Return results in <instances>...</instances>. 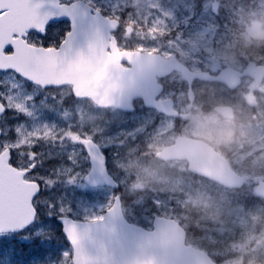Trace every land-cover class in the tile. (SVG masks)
Masks as SVG:
<instances>
[{
  "label": "snow or ice",
  "instance_id": "6c2138e0",
  "mask_svg": "<svg viewBox=\"0 0 264 264\" xmlns=\"http://www.w3.org/2000/svg\"><path fill=\"white\" fill-rule=\"evenodd\" d=\"M112 2L0 0V264H87L88 225L80 230L68 194L97 173L111 177L119 153L114 136L75 130L65 85L50 78L91 55V37L83 31L78 46V30ZM61 237L69 248L57 256Z\"/></svg>",
  "mask_w": 264,
  "mask_h": 264
},
{
  "label": "rangeland",
  "instance_id": "374dc122",
  "mask_svg": "<svg viewBox=\"0 0 264 264\" xmlns=\"http://www.w3.org/2000/svg\"><path fill=\"white\" fill-rule=\"evenodd\" d=\"M215 4L216 0H205L206 8L203 9L205 14L196 13V5L194 6L192 0H113L111 7L117 9L133 5L135 10L134 17L145 22L150 29V35L153 34L155 37L158 31H162V34H165L167 30H170L171 26L182 24L186 28L183 30V33H178V36H182V40L190 43L195 48H201L203 46L209 48L217 44L220 46L222 43L224 45H230L232 43L229 38L222 40V37H218L219 35L215 34H208L205 38V29H218L204 22L208 15L212 14L211 6ZM192 19H195V21H191L192 23H190ZM202 22L204 24H201ZM199 24L202 26L198 27ZM244 25H246V29L256 34H262L259 29L263 28H258L257 25L254 26L248 22ZM220 35L224 37L227 36V33ZM228 36L233 37L234 43L236 34L231 32ZM241 36H243L246 42L251 40L250 34L246 32L242 33ZM212 40H216L217 43L215 44ZM174 43L176 47L183 48L179 42L175 41ZM253 95L255 94L250 93L248 96L254 97ZM52 118L55 119V117ZM85 120L94 132L100 133L104 137L114 136V142L120 139L121 136L126 135L127 132L134 130L137 126V115L135 114L129 116L123 114L118 115L117 113L106 115L105 113L90 110L87 111ZM261 129L262 127L259 125L245 123L240 128L239 136L237 137L234 130L230 133V131L224 130L223 128H216V138L219 142L226 144L237 143L234 147L238 148L235 158L247 174L251 171L248 172L244 167H251L253 169L261 167L259 169L264 170V131ZM165 142L166 138L163 139L162 136H158L152 141L155 149L164 145ZM184 168L185 166L183 164L173 162L167 165L166 171H163L160 168L153 167L152 164H145L141 166L142 171L140 172L139 179L129 189L132 190L134 187H145L147 185H156L164 189H171L173 196L179 200L180 207L188 205L197 208L203 215L216 219L221 224H224L220 230L211 233V235L215 236L214 238L206 237L205 239L207 241H215L222 236L226 239V242L221 245L226 249L232 248L230 250L233 252L244 251L243 245H251L253 243L252 245L254 246H251L246 258L241 257L230 260L232 262L231 264H253L255 256L257 255V248L255 246L264 245V228L257 221L259 212L253 211L257 206L255 208L248 206L247 208H251L252 210L251 213H248L249 211L244 209L246 205H243V203L235 201L234 206L230 207L227 205V198L223 201L216 200L208 190L195 186V181L190 182L187 178H184ZM253 172L256 173V171ZM261 183L264 184V174H256V177L253 179V189L251 190H256L257 194L264 196V186L258 185ZM78 187L85 188L88 185L84 182L78 185ZM111 194L106 189L104 192V195H106L105 199H108ZM68 195L70 200L75 201L72 206L76 214L90 216L93 213V205L91 203L82 201L73 194ZM248 195L250 196L249 193ZM156 201L160 203L159 200ZM227 228L228 231L225 232ZM221 245H218L217 248L222 247Z\"/></svg>",
  "mask_w": 264,
  "mask_h": 264
},
{
  "label": "water",
  "instance_id": "95a60500",
  "mask_svg": "<svg viewBox=\"0 0 264 264\" xmlns=\"http://www.w3.org/2000/svg\"><path fill=\"white\" fill-rule=\"evenodd\" d=\"M193 144L190 143L189 146ZM202 148H200L201 150ZM173 155L179 156L178 152L173 153V149L169 150ZM187 155V153H185ZM206 154V152H204ZM193 157V155L190 153ZM208 160L205 161V165L213 161V158L207 156ZM192 168L195 170H203L200 166V162L192 161ZM209 174L212 177L222 180L227 184H240V179L236 178L232 175V172H229L226 168L225 164L222 162H216L215 167H209ZM202 172V171H201ZM205 172V171H203ZM206 173V172H205ZM161 230L173 231L178 229L175 224L168 220H162L160 224ZM107 230L102 227H98L93 229L92 233L88 237V245L85 247L87 255L83 257V259L87 262V264H109L108 262H104L102 256L107 252L111 251V247L113 246L110 242V238L106 235ZM162 234V233H161ZM159 235L150 236L151 240H155ZM161 247H165L163 235H160V239L158 240ZM143 245V246H142ZM169 245V244H168ZM132 251L130 253L128 261L125 263L124 260L120 262V264H132V262H142L144 264H212L208 262L205 255L200 254L199 252L193 250L190 247H186L184 245L173 247L169 246L164 249L168 250V252H161L158 248V244L149 243L146 238H137L135 245L132 247ZM137 256V259H136ZM119 264V263H118Z\"/></svg>",
  "mask_w": 264,
  "mask_h": 264
},
{
  "label": "trees",
  "instance_id": "16d2710c",
  "mask_svg": "<svg viewBox=\"0 0 264 264\" xmlns=\"http://www.w3.org/2000/svg\"><path fill=\"white\" fill-rule=\"evenodd\" d=\"M200 230H202V229H200Z\"/></svg>",
  "mask_w": 264,
  "mask_h": 264
}]
</instances>
